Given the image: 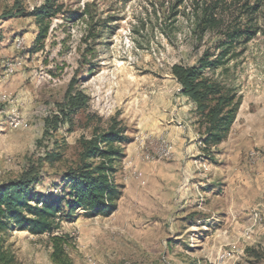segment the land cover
<instances>
[{"label": "rangeland", "instance_id": "1", "mask_svg": "<svg viewBox=\"0 0 264 264\" xmlns=\"http://www.w3.org/2000/svg\"><path fill=\"white\" fill-rule=\"evenodd\" d=\"M47 4L61 12L42 23L31 13ZM249 7L258 12L249 16ZM212 8L224 25L201 34L198 24ZM20 9L27 14H16ZM41 24H48V34L38 43ZM229 26L260 30L243 40L228 64L204 73L242 97L236 129H258L264 141V0H0V185L53 154L35 190L43 197L60 194L65 173L79 166L83 139L107 132L114 118L129 138L114 177L125 193L120 208L107 218L77 211L55 233L70 237L71 264H264V178L250 211L255 229L249 224L235 248H220L215 243L223 237L217 229L222 217L208 212L202 192L215 186L220 193L222 180L209 182L202 174L207 167L193 163V178L176 192L163 181L167 199L158 214L157 204L148 202L155 193L149 194L141 169L129 160L143 167L170 164L176 136L188 145L203 139L195 105L182 95L172 68L200 67L202 59L216 57ZM71 83L87 96L86 107L53 129ZM206 151L210 163H219ZM255 151L257 158L264 153ZM130 181L138 188L125 191ZM138 189L144 203L134 198ZM131 203L139 214L129 212ZM6 246L19 264H55L48 234L13 228Z\"/></svg>", "mask_w": 264, "mask_h": 264}, {"label": "trees", "instance_id": "2", "mask_svg": "<svg viewBox=\"0 0 264 264\" xmlns=\"http://www.w3.org/2000/svg\"><path fill=\"white\" fill-rule=\"evenodd\" d=\"M53 6L44 5L31 15L42 22L61 12V9H54ZM213 10L214 8L204 11L198 24L201 34L224 25L214 17ZM254 12H258L255 7L246 9L249 16ZM16 14L27 13L20 9ZM249 28L243 30L229 26L218 47L220 53L216 57L202 59L200 67L174 65L172 68V73L182 88V95L195 105L197 124L205 129V135L200 141L205 146L204 150L218 146L228 138L242 105V97H238L237 92L226 89L222 83L206 76L204 72L207 69L216 70L233 60L235 50L243 40H251L260 30L256 26ZM47 34L48 24H41L37 42L45 40ZM211 58L214 59L210 61ZM74 86L71 83L66 92L64 108L61 110L62 119L54 117L49 125L53 129L60 123L70 121L74 112L86 107L87 96L76 92ZM128 142L125 128L116 118L112 120L107 132L90 140L83 139L79 166L65 173L60 194L53 191L43 197L35 190L36 184L43 179L41 167L44 161H55L53 154H48L45 159H38L37 163H31L17 179L1 184L0 264H19L14 253L6 246L13 228L34 236L48 234L53 246V262L71 264L66 251L70 247V237L55 233L62 220H70L77 211H83L89 218H107L117 211L123 191L115 183L114 177L118 172V165L125 157Z\"/></svg>", "mask_w": 264, "mask_h": 264}, {"label": "crops", "instance_id": "3", "mask_svg": "<svg viewBox=\"0 0 264 264\" xmlns=\"http://www.w3.org/2000/svg\"><path fill=\"white\" fill-rule=\"evenodd\" d=\"M236 121L227 140L206 151L207 153H213L211 156H208V158L213 156V158H216L213 161L216 162V160H219V163H210L205 156L204 148L197 147L200 145V142L197 141V143L194 144L190 142L188 145L186 142L183 143L184 139L181 136H176V154L174 160L170 162V164L143 167V165H140L138 159H129L131 160L130 163H134L137 170L139 169L140 171L141 169L143 177L146 179L148 185L147 191L149 194L155 193V196H151L152 198H149L148 202L150 205L152 204L151 202L155 203V206L157 204L155 208L158 214L159 211L165 207L164 203L167 199L162 193L163 181L169 180L171 190L174 189V192H176L179 189V183L184 182V180H190V177L193 176V163H202L207 167L206 171L202 170V174L208 176L209 182L216 178L222 180L224 185L222 187L223 191L220 193H216L215 186H209L202 192L209 201L208 205L210 209L208 208V212H211L214 216L218 215L220 218L222 217L221 221L223 224L217 229L221 231L223 237L215 243V246L220 248L227 246L235 248L237 243L241 241L242 233L249 224L252 230L255 229L253 220L251 221L250 219V211L258 199L259 177L264 178V153L262 156H259L255 162L247 160V156L250 152L257 149L264 151V141L261 140L262 137L259 138L262 135L258 133V129L255 130L254 128L250 130L244 127L236 129ZM239 125L241 126L242 124ZM192 156H198L197 158L200 159L197 161L190 160ZM197 167L199 168L200 166L197 165ZM125 172L128 173L127 170ZM261 174L263 176H261ZM138 184L137 181H130L127 183L125 191L128 190L129 185H134L135 188H138ZM189 185L190 190L193 191L192 182H190ZM157 186H159V189ZM186 188L187 186L181 189L188 190ZM133 195H135L134 198L136 201L141 202L142 199V203L145 202L143 194L139 192V189L138 192H135ZM124 197L125 193L119 201L118 209ZM188 202H190V200ZM215 202L218 204L217 208H213ZM134 206L135 205L131 203L129 212L131 214L133 213V215H137L139 213L133 210Z\"/></svg>", "mask_w": 264, "mask_h": 264}, {"label": "built area", "instance_id": "4", "mask_svg": "<svg viewBox=\"0 0 264 264\" xmlns=\"http://www.w3.org/2000/svg\"><path fill=\"white\" fill-rule=\"evenodd\" d=\"M163 153H160V154H157V158H160V156L162 155ZM258 154H261L260 151H252L249 153V160L251 162H255L257 161V155Z\"/></svg>", "mask_w": 264, "mask_h": 264}]
</instances>
